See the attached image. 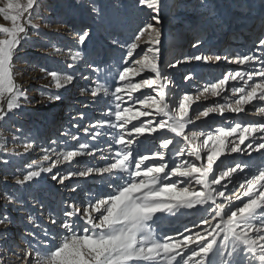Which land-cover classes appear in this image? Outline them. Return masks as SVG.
I'll return each mask as SVG.
<instances>
[{
	"label": "rangeland",
	"instance_id": "1",
	"mask_svg": "<svg viewBox=\"0 0 264 264\" xmlns=\"http://www.w3.org/2000/svg\"><path fill=\"white\" fill-rule=\"evenodd\" d=\"M163 3L160 5V12L170 11L173 17L171 26H176L172 31H166L167 28H164L162 23L156 26L160 31L158 63L162 73L171 82L166 95V102L169 103L170 108L173 105L178 107L186 94L192 96L194 100L199 96V100L193 103L190 109V116L194 119L197 113L209 107L235 101L238 97L232 96L231 92L227 91L219 97H213L210 93L201 96L200 93L218 81L225 73L244 69L224 60L217 63L213 59L209 63H204L195 61L194 57L218 55L236 58L242 53L254 54L256 45L264 40V22L252 40L248 53L245 50L243 52L237 49L232 50L230 47L224 48L225 50L221 53L212 52H214L213 45L220 38L219 34L228 35L226 46L234 41L230 33L234 25L230 11H242L246 5L244 9L250 7L246 16L256 17L257 14H264V0H164ZM152 15L151 10L139 6L138 0H38V5L34 8L31 17V23L35 27L28 29V35L14 58L15 82L25 93L27 99L20 101L19 110L10 113L4 121H0V217L7 215L11 220L10 224L0 226V264H22L21 258L31 246L43 252L45 245L51 248L54 244H58L66 233L58 224L53 225L52 219L59 223L66 219L63 213L69 210L67 207L69 204L83 209L90 201L111 196L113 188L109 187L110 184L119 186L117 181L106 175H92L87 178L75 176L66 180L63 185L54 180L53 176L62 178L69 172L78 173L89 167L100 168L116 159L114 153L118 149L115 145V138L120 133L110 127H91L92 124L115 122L114 115L107 116L105 113L109 111L114 113L117 107L116 99L112 95L107 97L100 95L93 98L91 90L98 85H104L111 93L116 87H123L118 80L119 74L131 65L132 60L142 58L144 50L149 47L145 43L148 34H145L138 42L140 47L129 64L123 62L127 47L134 42V37L144 26L153 23ZM124 22H127V25ZM257 25L252 27L256 28ZM0 26L11 27V21H6L0 16ZM190 26L200 30L197 39L203 41V49L197 50L198 47L193 46L196 45L194 39L183 46V49L178 47L172 49L166 34L178 36ZM84 31L89 33V37L84 45H80L78 36ZM0 38H3V34H0ZM57 48L61 51L57 52ZM76 51L81 52L82 58L74 62L71 56ZM235 52L239 55H233ZM70 63L74 64V67L69 68ZM173 64L177 67H171ZM255 67L259 65L245 66L249 70H254ZM41 69L47 71L42 72ZM49 72L70 74L74 77L73 83L57 90L51 77L48 76ZM85 76L89 79L85 80ZM188 76L192 79L186 82L185 77ZM144 78L155 77L153 73L144 72L133 82ZM259 80H264V78L254 79L253 82H259ZM241 86H243L242 82L238 84L230 82L228 85L229 88ZM82 90L84 91L83 96L81 95ZM133 95L136 98H146L154 93L151 89H143ZM46 96H59L60 99L58 101L47 100ZM254 103L257 106H264V102ZM0 106L6 108V102ZM130 106L121 104L123 108ZM138 110V106L135 107L133 114ZM144 110L153 111L152 109ZM254 111L252 106H248L245 113L241 114L229 112H225L223 116L210 114L208 118L201 117L196 124L189 125L186 131L205 133V136L194 141L195 144H201L206 135L213 133L215 129L222 127L229 129L237 123L246 126L249 122L264 121V116L252 114ZM153 118L157 121L163 119V117H156L153 113V116L134 119L129 127L131 129L133 125H141ZM85 129H88L89 133L99 131L104 135L93 140L90 135L85 136ZM172 136V133L165 131L151 135L146 133L142 137L134 133L132 137L126 138L134 141L128 151L133 153L134 159H139L145 154L149 155L153 148H157L158 152H163L165 150L159 148L160 143L164 138ZM73 137H79V140H74ZM232 139L238 138H227L229 146H231ZM249 142L251 141H246L241 148L243 149ZM261 142L256 140L255 145ZM26 144H31L32 148L26 151ZM81 144L90 145L91 149L96 150V155L77 157L71 164L61 163L51 173H42L40 177L23 186L15 183L16 178L22 179L30 171L51 166L61 153L79 150ZM181 147L187 149L188 146L179 138L167 150L166 160L170 167L174 162L171 159L172 154ZM46 149L47 153L44 151ZM252 154L256 156V159L248 161L247 152L229 154L226 148L225 155L221 157L225 161L221 171L227 170L228 167H235L237 164L240 166L246 162L251 164V168H246L243 173L239 171L235 173L239 178L237 182H234L235 186L229 185L226 195H230L233 203L230 208H225V219L230 210L242 206L248 199L244 197L242 200H237V197L242 196L245 190L239 188V184L245 182L254 173L257 161L260 164L264 163V150ZM45 155L50 158L44 160ZM206 155L207 152H202V162H206L203 160ZM160 163L163 161L148 160L143 166L145 168L158 166ZM235 174L232 176L234 179L237 177L234 176ZM173 179L179 178L174 177ZM97 182L105 185H96ZM165 183L171 184L172 181ZM184 186L185 184L180 185V187ZM192 186L199 190L197 185ZM73 187L76 188L75 192L71 190ZM5 197H10L12 203H9ZM29 218L34 223L30 224ZM172 219H175L176 224L171 226L172 229L165 230V224L171 223ZM201 219L202 215L187 221L186 210H181V213L175 216L158 214L152 227L155 229V235L163 239L169 236V233H179L185 228L193 227ZM218 222V220L214 221V223ZM75 223L77 231H82L86 227L79 218H75ZM205 228L207 225L200 227L191 235H195L196 232L204 233ZM45 231L48 232V236L44 235ZM32 264H35L34 260Z\"/></svg>",
	"mask_w": 264,
	"mask_h": 264
},
{
	"label": "snow or ice",
	"instance_id": "2",
	"mask_svg": "<svg viewBox=\"0 0 264 264\" xmlns=\"http://www.w3.org/2000/svg\"><path fill=\"white\" fill-rule=\"evenodd\" d=\"M138 4L152 11L153 23L144 26L134 37V42L127 47L123 62L129 64L140 47L138 42L145 34H148L145 43L149 47L144 50L142 58L132 60L131 65L120 72L118 80L123 87H116L111 93L104 85H98L91 90L93 98L112 95L116 99L117 107L114 113L111 111L105 113L107 116L114 115L115 122L91 125L92 128L110 127L120 133L115 138L118 149L114 153L116 159L100 168L89 167L78 173L69 172L62 178L53 176L54 180L63 185L66 180L75 176L87 178L92 175H106L117 181L119 186L110 184L109 187L113 188L111 196L90 201L83 209L69 204L67 206L69 210L63 213L65 220L59 223L55 219L51 220L53 225L58 224L65 230L66 234L61 241L51 248L45 245L43 252L31 246L21 258L22 264H32L33 260L35 264H264V163L257 165L254 173L239 184V188L245 190L237 200L244 197L248 199L242 206L230 210L226 219L225 208H230L233 203L230 195H226L229 185L235 186L232 176L237 171L243 173L246 168H251V164L245 163L243 166L237 164L235 167H228L227 170H220L225 163L221 157L225 155L226 148L229 154L247 152L249 156L253 152L264 150V121L249 122L246 126L237 123L229 129L223 127L215 129L213 133L206 135L201 144H195L194 141L205 136V133L186 131L189 125L196 124L201 117L206 119L210 114L223 116L225 112L241 114L245 113L248 106L255 109L252 114L264 116V106H257L254 103L264 102V80L253 82L254 79L264 78V40L256 45L254 54H242L236 58L218 55L194 57L195 61L204 63H209L213 59L217 63L224 60L239 65L244 70L225 73L200 93L201 96L210 93L213 97H219L227 91L238 97L235 101L209 107L197 113L193 119L190 116V109L192 104L199 100V96L194 100L192 96L186 94L178 107L173 105L171 109L166 102L165 90L171 86V82L162 73L158 63L160 31L156 27L162 22L159 15L161 0H138ZM0 5H2L0 16L6 21H11V27L0 26V34H3V38H0V105L6 102V108L0 106V121H4L10 113L20 109L22 99H27L15 82L14 58L28 35V29L35 27L31 23V17L38 0H0ZM88 37L89 33L84 31L79 34L78 43L84 45ZM56 51L61 50L57 48ZM81 58L82 54L79 51L71 56L74 62ZM253 65L259 67H255L254 70L245 68ZM68 67L72 68L74 64L70 63ZM171 67L177 65L173 64ZM144 72L153 73L155 78L133 82ZM48 76L57 90L66 88L74 80L70 74L49 72ZM84 79L88 80L89 77L85 76ZM191 79L190 76L185 77L186 82ZM230 82L235 84L242 82L243 86L229 88ZM143 89H151L154 95L146 98L134 97V93ZM81 95H84L83 90ZM45 98L56 101L60 99L59 96ZM121 104L131 106L123 108ZM137 106L139 110L133 114V109ZM153 113L163 119L157 121L153 118L141 125H133L131 129L128 127L134 119L153 116ZM160 131L173 134L172 138H164L159 145V148L165 151L134 159L133 153L128 151L134 141L126 138L132 137L134 133L142 137L146 133L151 135ZM84 134L90 135L93 140L104 135L99 131L89 133L88 129H85ZM175 137L181 138L188 147L187 149L181 147L172 154L171 159L174 162L170 167L166 154L169 147L175 143ZM229 137L238 139H232L229 146L227 142ZM73 139L78 141L79 137ZM256 140L262 142L255 145ZM246 141L251 142L242 149L241 146L245 145ZM31 148V144L25 145L26 151ZM249 149L251 151H248ZM44 151L47 153L48 150ZM202 152H207L203 158L206 162H202ZM84 155L95 156L96 150L91 149L88 144H81L79 150L61 153L51 166L30 171L22 179L16 178L15 183L23 186L40 177L42 173H51L59 164L65 162L71 164L77 157ZM49 158L48 155L43 157L44 160ZM150 159L163 163L158 166L142 167ZM174 177L179 179L174 180ZM169 180L172 181L171 184L165 183ZM181 184L185 186L180 187ZM193 184L197 185L199 190L193 188ZM71 190L75 192L76 188L73 187ZM5 198L12 203L10 197ZM208 205L213 207H206ZM192 209L203 210L202 219L196 222L194 228L207 225L204 233L186 235L193 232L194 228H185L175 237L166 236L160 239L155 235L152 225L158 214L175 216L181 213V210ZM75 218H79L86 225L82 231H77ZM217 220L219 222L214 223ZM28 222L34 223L31 218ZM10 223L7 215L0 217V226ZM44 235L49 234L45 231Z\"/></svg>",
	"mask_w": 264,
	"mask_h": 264
},
{
	"label": "bare ground",
	"instance_id": "3",
	"mask_svg": "<svg viewBox=\"0 0 264 264\" xmlns=\"http://www.w3.org/2000/svg\"><path fill=\"white\" fill-rule=\"evenodd\" d=\"M163 1L164 0H161V5L164 4ZM246 7L247 6L245 5L244 8H246ZM244 8H242V11L241 10H238V11L236 10L234 12L233 11L229 12V14L231 16V21L234 24L232 26L231 30H230V33H232L231 35H232V38L234 39V41L229 42L231 44H228L226 46L225 42H226V37L228 35H225V34H222V33L219 34L220 38L218 39V42L213 45L214 52H212V53H217V52L221 53L222 50H225L224 48H229V47L232 50H236L237 49V50L242 51V52L245 50L248 53V50L251 47L252 40H254L259 28H261L262 25H263L262 23L264 22V16H263L264 14H261V15L257 14L256 17H254V16H246L247 11L250 10V7L248 9H244ZM159 15H160V19L162 21L161 23L164 25V28L165 27L167 28L166 31L167 30L172 31L176 27L174 25L171 26L173 17L171 15L170 11L163 10V11H161L159 13ZM250 15H252V14H250ZM256 23H258V25ZM120 24L121 25H125V24L127 25V22L125 24H122V23H120ZM211 24H213V22H211ZM254 25H257L256 28L252 27ZM216 32H218V31H216ZM199 33H200L199 29L190 26L189 28L186 27V29H185L183 34H180L178 36H170V34H166V36H167V40L169 41V45H170V47H172V49H175L176 47H178L179 49H183V46L187 45V43L190 40L194 39L195 40V44L198 47L197 50H202L203 49V41H201L200 39H197L198 36L200 35ZM218 49H220V50H218ZM236 54H237V52H235L233 55H236ZM242 54H244V53H242ZM237 55H239V54H237ZM229 57H231V56H229ZM159 66H160V64H159ZM160 69H161V66H160ZM161 71H162V69H161ZM165 91L167 93V89ZM156 117H158V116H156ZM172 137H170V138H172ZM174 139H175V142H176L177 139H179V137H175ZM157 150H158L157 148L151 149L149 155L156 154L158 152ZM201 155H202V153H201ZM247 158H248V161H254L256 159V156L253 155V154L251 156H249L247 154ZM221 160H222V158H221ZM150 161H151V159H150ZM219 163L220 162L218 161L217 164H219ZM246 163H248V162H246ZM259 164L260 163L257 161V163H255V167L257 165H259ZM142 167H144V166H142ZM234 176L235 177L237 176V177L235 179H234V177H232V180H233V182H237L239 180L238 174H235ZM241 180L242 179H240V181ZM96 185L100 186V185H105V184H103L101 182L100 183L97 182ZM202 211H203L202 209H192V210H189V211L186 210L187 221L192 220V219L197 218V217H200ZM174 220L175 219H172L171 223L165 224V230L172 229V227H173L172 225L176 224L174 222ZM191 228H194V226L191 227ZM198 229H200V228H194V231H196ZM193 232L186 233V235L187 234L191 235ZM179 233L172 232V233H169L170 234L169 236H174L175 237ZM172 234H175V235H172Z\"/></svg>",
	"mask_w": 264,
	"mask_h": 264
}]
</instances>
